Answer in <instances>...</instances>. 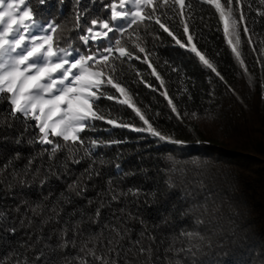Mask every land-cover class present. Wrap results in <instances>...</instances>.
<instances>
[{"label": "trees", "instance_id": "obj_1", "mask_svg": "<svg viewBox=\"0 0 264 264\" xmlns=\"http://www.w3.org/2000/svg\"><path fill=\"white\" fill-rule=\"evenodd\" d=\"M186 2L192 4L186 11L193 43L216 64L236 95L203 66L195 53L180 48L158 25H153L152 31L160 39L148 36L146 46L153 53L152 62L165 86L161 87L150 75L151 69L140 61L133 62L135 68L144 73L143 79L152 87L141 83V78L127 65L124 66L125 79L135 103L153 126L185 143L171 145L148 133L114 129L97 122L99 130L85 133L86 137L126 142L96 149L97 160L105 161L103 165H96L101 175L85 181L87 190L80 196L71 191L69 185L87 168V159L79 164L68 161L66 170L62 165L68 154L57 153L55 159L49 160L44 148L50 146L29 144L37 131H25L23 119H9L7 124L11 127L0 124V213H3L0 216V264H65L66 258L76 253L71 248H59V228L74 211L86 210L88 215L93 214L101 201L106 205L102 209V222L123 217L132 229L133 239H140L145 247L151 246L155 264H168L169 259H179L181 264H264V101L260 89L264 68L257 63L264 61V55H260L264 50L261 43L264 17L257 15V10L264 11V5L259 0H251L252 10L247 6L244 9L255 47L253 51L245 38L242 50L251 74L250 84L223 38L215 9L200 0ZM32 5L40 18L55 20L63 36L74 38L76 45L81 46L78 38L81 33L75 30L76 0H63V3L47 0L44 5L32 0ZM80 6L90 15L104 14L99 0L96 3L81 0ZM167 23L186 43L187 37L178 19ZM164 91L182 114H189L182 122L161 95ZM101 103L126 122L137 127L142 125L131 109L114 101ZM7 109V101H0V120L8 116ZM192 112L197 116L191 117ZM18 140L21 142L17 143ZM33 158L32 168L41 169L40 175L34 181L29 175V183L21 186L11 176L13 172L23 175L28 161ZM50 166L59 170V179L49 175L42 186L40 180ZM174 168L183 171H174ZM109 179L117 191L138 188L141 195L121 197L111 201L108 207ZM151 193L156 194L155 198ZM64 197L71 203L64 202ZM89 201L94 203L90 205ZM37 205L41 208L34 214L32 209ZM53 208L60 213L59 217L55 216ZM79 218L73 217L74 220ZM57 219L61 223H57ZM197 219L204 223L197 225ZM12 228L16 229L15 233L10 231ZM193 230L204 237L198 242V248L176 254L166 252L169 246L176 250L187 249L188 241L179 234ZM141 232L146 235L142 237ZM137 264H143V258Z\"/></svg>", "mask_w": 264, "mask_h": 264}, {"label": "snow or ice", "instance_id": "obj_2", "mask_svg": "<svg viewBox=\"0 0 264 264\" xmlns=\"http://www.w3.org/2000/svg\"><path fill=\"white\" fill-rule=\"evenodd\" d=\"M46 2L47 0H38L39 5ZM60 2L63 3V0ZM92 2L96 3V0ZM99 2L104 14L90 15L81 9V0H76L75 30L81 33L78 37L81 46L78 47L74 38L66 39L61 35V26L55 20L45 21L40 18L32 5V0H0V101L6 100L8 104V116L0 120V124L11 127V124H7L9 119L12 121L23 119L25 131L28 129L37 131V134L28 141L29 144L50 146L44 148L49 160L55 159L57 153L68 154L62 165L66 170L68 161L79 164L87 159L89 161L87 168L69 185L70 190L77 196L87 190L85 181L101 175L96 165L97 163L103 165L105 161L97 160L96 149L126 142L86 137L85 133L99 130L97 122L114 129L148 133L159 141L171 145L185 143L153 126L145 112L135 103L132 90L125 79L124 66L127 65L141 78V83L146 87H152L143 79L144 73L135 68L133 62L140 61L151 69L150 75L160 82V86H165L152 62L153 53L146 46L148 36L160 39V36L152 31L153 25H158L159 29L167 33L180 48H187L195 53L203 66L225 83L228 91L236 95L235 89L227 85L216 64L193 43L186 11L192 8L191 3L186 0H107V2L99 0ZM200 2L215 9L219 17L218 23L222 25L223 38L251 84V74L242 50L247 38L248 45L255 51L252 31L247 26L248 15L244 10L245 6L249 11L252 10L251 0H200ZM259 3L264 5V0H259ZM257 15L264 17V11L257 10ZM177 19L179 26L183 28L184 36L187 37L186 43L167 23L169 20L175 23ZM261 43L264 44V40ZM260 55H264V50ZM257 63L264 68V61L258 60ZM172 70L178 71L175 68ZM260 89L261 100L264 101V76L261 77ZM161 95L167 99L172 113H175L181 122L189 115L179 111L167 91ZM104 100L114 101L121 107L131 109L135 117L142 121V125L137 127L114 115L112 109L106 110L101 103ZM190 115L196 117L197 113L192 112ZM33 163L34 158L28 161L23 175L13 172L11 179L21 186L29 183L27 179L29 175L34 181L40 175L41 169H33ZM116 168L120 169V165L116 164ZM173 170L183 171L175 168ZM49 175L59 179V170H54L50 166L44 178L40 180L42 186L47 182ZM106 195L109 197L107 206L111 207V201H118L121 197L127 196L139 197L141 190L129 188L126 192L117 191L113 181L109 179ZM150 195L155 198L156 194ZM64 202L71 203V200L64 197ZM93 203L89 201L90 205ZM105 206L104 201H101L93 214L88 215L86 210H77L69 214L67 221H63V227L58 230V246L61 250L71 248L76 253L74 256L69 255L65 264H137L141 258L143 264H155L151 246L145 247L140 239H133L132 229L123 217L102 222V209ZM37 208H41V205L32 209L34 214ZM52 211L56 217L60 216L55 208ZM121 211L123 212V209ZM0 216H3V213H0ZM76 216L80 218L74 220L73 217ZM57 223L61 221L57 219ZM203 223L202 219L196 221L197 225ZM92 226L99 231H95ZM10 231L15 233L16 229L12 228ZM140 235L144 237L146 232H141ZM179 235L188 241L189 247L176 250L169 246L166 252L176 254L179 251H191L192 247L198 248L200 246L198 242L204 240L201 233L195 230L182 231ZM148 238L154 240L152 236ZM168 264L181 262L179 259L175 261L169 259Z\"/></svg>", "mask_w": 264, "mask_h": 264}, {"label": "rangeland", "instance_id": "obj_3", "mask_svg": "<svg viewBox=\"0 0 264 264\" xmlns=\"http://www.w3.org/2000/svg\"><path fill=\"white\" fill-rule=\"evenodd\" d=\"M62 33H63V32L61 31V35H63ZM77 35H78V33H77Z\"/></svg>", "mask_w": 264, "mask_h": 264}]
</instances>
